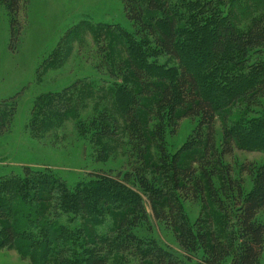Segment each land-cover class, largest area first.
Listing matches in <instances>:
<instances>
[{
	"label": "rangeland",
	"instance_id": "obj_1",
	"mask_svg": "<svg viewBox=\"0 0 264 264\" xmlns=\"http://www.w3.org/2000/svg\"><path fill=\"white\" fill-rule=\"evenodd\" d=\"M135 1L145 25L167 31L169 18L150 9L152 0ZM20 3L15 16L0 9V103L7 109L0 108V206L9 207L0 215V264H89L96 256L106 264H160L161 256L165 264H204V251L182 248L175 226L154 215L151 199L171 195L180 206L177 226L194 234L200 227L229 242L238 231L232 186L253 193L264 167V0H167L176 58L126 19V0ZM220 23L238 35L255 34L257 46L242 52L229 44L213 54ZM130 64L172 86L185 69L202 96L222 107L210 166L215 198L206 193L203 202L190 201L174 190L171 163L193 162L181 152L198 126L190 119L167 130L166 165L156 146L149 148L147 186L139 185L135 169L146 163L132 150L134 127L123 117L142 89ZM236 93L244 96L232 99ZM224 128L239 139L231 155L222 154ZM126 214L128 226L119 222ZM257 220L264 224V211Z\"/></svg>",
	"mask_w": 264,
	"mask_h": 264
},
{
	"label": "trees",
	"instance_id": "obj_2",
	"mask_svg": "<svg viewBox=\"0 0 264 264\" xmlns=\"http://www.w3.org/2000/svg\"><path fill=\"white\" fill-rule=\"evenodd\" d=\"M153 1L156 3L160 1L161 3H157L158 7H156ZM166 2L167 0H152L149 4L150 9H157L169 18L166 32L145 25L142 9L135 0H126L124 13L126 19L138 32L149 33L161 45L166 54L176 58L178 54L174 49L177 44L175 21L170 19ZM20 4V0H0V9L5 6L15 16L20 10ZM250 34L238 35L232 26L220 23L212 37L210 52L219 54L229 44L236 45V48L242 52L253 49L257 43L254 41L255 34ZM128 71L131 72L139 87L142 88L139 92H134L131 104L123 115L126 123L134 127V131L129 133V144L140 162L146 163L145 167L142 165V167L135 169L139 185L141 187L147 186L144 180V172L149 164V148L156 146L160 162L166 165L167 157L164 143L167 130L175 129L180 120L190 119L198 122V126L181 152L192 154L193 162L188 166H183L181 159L178 158L171 163L174 190L182 194L184 198H189L190 201L203 202L206 193H212V198H215L217 194L212 190L211 182L215 169H211L210 166L217 159L214 126L217 117L222 115V107L215 106L210 99L202 96L196 77L185 69L180 72L175 81V86L151 79L147 72L135 64H130ZM246 95L248 94L246 93ZM243 96L244 94L236 93L232 99H239ZM5 102L0 103V108L4 106ZM2 110L7 109L2 107ZM4 118L5 115L4 117L0 115L1 123L5 122ZM223 131L222 154L231 155L233 146L239 145V139L229 129L224 128ZM194 164L198 166L197 169L193 167ZM216 164L218 165V163ZM198 172L200 175H197ZM255 185L256 190L248 195L243 194L238 183L232 186L234 193H236L233 201L237 211L238 231L229 242L221 240L212 232H205L200 227L197 234L185 226L178 227L180 206L171 195L155 194L151 199L152 211L156 218L163 219L175 226L177 241L182 248H190L194 252L195 246L198 245V248L204 251L206 256L204 264H222L228 258H230V264H260L264 249V224L257 220V216L264 211V167L255 175ZM39 200L40 202L46 201L43 198ZM162 205L165 206L166 211ZM5 208L9 207L0 206L2 217L5 216ZM132 211L138 216L141 213V207L137 205V208ZM228 214L230 213L228 212ZM119 222L122 225L125 223L127 225V214ZM4 232L8 241H11L13 236L11 228L6 227ZM128 239L134 241L133 237H128ZM24 243L22 248L26 251L30 250L32 243ZM158 262L165 264L164 257H159ZM89 264H106V260L96 256ZM168 264H173V262H168Z\"/></svg>",
	"mask_w": 264,
	"mask_h": 264
}]
</instances>
